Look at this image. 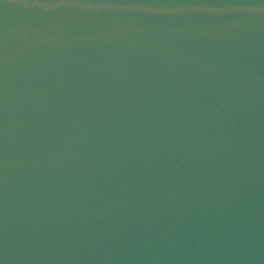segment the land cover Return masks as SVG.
<instances>
[{
  "label": "water",
  "instance_id": "obj_1",
  "mask_svg": "<svg viewBox=\"0 0 264 264\" xmlns=\"http://www.w3.org/2000/svg\"><path fill=\"white\" fill-rule=\"evenodd\" d=\"M0 264H264V0H0Z\"/></svg>",
  "mask_w": 264,
  "mask_h": 264
}]
</instances>
